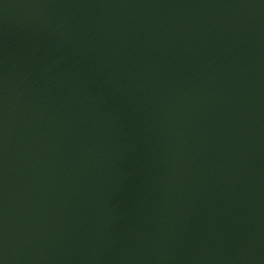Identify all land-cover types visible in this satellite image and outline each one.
Masks as SVG:
<instances>
[{
    "label": "water",
    "instance_id": "1",
    "mask_svg": "<svg viewBox=\"0 0 264 264\" xmlns=\"http://www.w3.org/2000/svg\"><path fill=\"white\" fill-rule=\"evenodd\" d=\"M0 264H264V0H0Z\"/></svg>",
    "mask_w": 264,
    "mask_h": 264
}]
</instances>
